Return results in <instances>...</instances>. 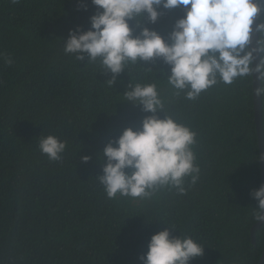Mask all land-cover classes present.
I'll return each instance as SVG.
<instances>
[{
    "label": "trees",
    "instance_id": "16d2710c",
    "mask_svg": "<svg viewBox=\"0 0 264 264\" xmlns=\"http://www.w3.org/2000/svg\"><path fill=\"white\" fill-rule=\"evenodd\" d=\"M159 11L141 27L166 38L184 13ZM96 12L91 0H0V264H141L151 236L165 228L204 246L190 264H258L264 226L252 245L251 192L261 186L252 79L187 100L168 85L170 66L158 58L129 64L110 87L113 74L98 61L63 50L70 31L89 30ZM129 25L138 35L136 21ZM130 82L156 83L166 110L197 133L200 178L185 195L110 199L96 180L105 145L152 115L125 101ZM50 134L67 142L59 161L38 149Z\"/></svg>",
    "mask_w": 264,
    "mask_h": 264
},
{
    "label": "clouds",
    "instance_id": "9594fccd",
    "mask_svg": "<svg viewBox=\"0 0 264 264\" xmlns=\"http://www.w3.org/2000/svg\"><path fill=\"white\" fill-rule=\"evenodd\" d=\"M19 3V0H12ZM97 12L90 17V29L70 31L63 41L65 55L78 61L99 62L103 73H112L111 87L129 64L162 59L170 66L167 83L179 96L197 100L202 92L238 78L259 73L262 82L256 94L264 95V0H91ZM86 10V5H84ZM180 8L184 15L163 37L156 30L141 27L145 18L155 23L159 9ZM140 28L134 35L129 21ZM255 23V28L252 25ZM253 33L257 34L253 46ZM259 54V63L253 62ZM6 63L11 64L10 58ZM151 71V70H149ZM251 93V90H250ZM125 101L142 106L145 116L135 130L128 127L102 151L106 158L103 174L96 180L110 199L117 196L152 199L161 190L175 189L185 195L200 178V166L193 146L197 133L170 114L156 83H129ZM157 113H163L160 118ZM67 146L55 135L40 137L38 149L52 161L61 160ZM85 162L89 157L83 158ZM187 182V187H186ZM258 202L254 218L264 222V184L251 192ZM141 264H190L203 254L204 246L191 236H172L165 228L150 238Z\"/></svg>",
    "mask_w": 264,
    "mask_h": 264
},
{
    "label": "water",
    "instance_id": "95a60500",
    "mask_svg": "<svg viewBox=\"0 0 264 264\" xmlns=\"http://www.w3.org/2000/svg\"><path fill=\"white\" fill-rule=\"evenodd\" d=\"M255 21L252 25L253 29L255 28ZM257 34L253 33V46L255 45V41L257 39ZM257 55V59L253 62V66L259 63V54ZM261 87V80L259 79V73H254L252 77V96H253V111H254V123L255 130L257 135V142L259 148V157H260V166H261V184H264V130H263V122H262V98L261 95L256 94V89ZM264 226V222H257L250 230V237L252 245H255L256 240V232L260 229L261 226ZM264 263V244L262 248V254L259 259L258 264Z\"/></svg>",
    "mask_w": 264,
    "mask_h": 264
}]
</instances>
